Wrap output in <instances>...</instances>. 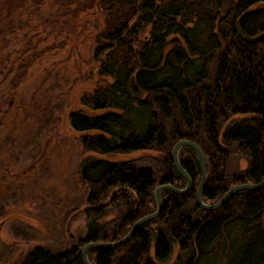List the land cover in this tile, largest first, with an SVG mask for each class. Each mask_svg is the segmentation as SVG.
I'll list each match as a JSON object with an SVG mask.
<instances>
[{
  "label": "trees",
  "instance_id": "1",
  "mask_svg": "<svg viewBox=\"0 0 264 264\" xmlns=\"http://www.w3.org/2000/svg\"><path fill=\"white\" fill-rule=\"evenodd\" d=\"M83 5L100 24L91 55L98 82L80 95L81 108L71 111L67 122L86 154L77 172L88 189L85 233L59 253L32 248L20 264H82L86 243L124 236L156 209L158 185L184 187L170 158L180 139L194 142L206 158L203 202L211 205L230 187L264 176V0H85ZM15 11L6 13L7 23ZM14 27H6L8 33ZM36 55H18L11 87ZM136 152L152 156L109 158ZM177 157L192 187L184 194L163 190L156 218L124 244L90 248L88 260L264 264V186L240 190L215 210L201 209L194 199L200 179L195 154L183 146Z\"/></svg>",
  "mask_w": 264,
  "mask_h": 264
},
{
  "label": "rangeland",
  "instance_id": "2",
  "mask_svg": "<svg viewBox=\"0 0 264 264\" xmlns=\"http://www.w3.org/2000/svg\"><path fill=\"white\" fill-rule=\"evenodd\" d=\"M82 2L0 0V264H20L35 247L66 251L85 233L88 189L77 172L86 154L67 116L98 82L91 55L100 24ZM30 53L34 62L11 87L18 55ZM138 156L152 153L109 158Z\"/></svg>",
  "mask_w": 264,
  "mask_h": 264
},
{
  "label": "water",
  "instance_id": "3",
  "mask_svg": "<svg viewBox=\"0 0 264 264\" xmlns=\"http://www.w3.org/2000/svg\"><path fill=\"white\" fill-rule=\"evenodd\" d=\"M183 146H188L190 147L194 154H195V158L196 161L198 163V167L200 168V179L196 188V192H195V201L196 204L201 208V209H205V210H215L219 207H221L226 201H228L231 196H233L236 192L240 191V190H258L260 188H262L264 186V176L262 178V180L258 183H240V184H236L232 187H230L222 196L221 198L219 197V199L210 204H206L205 202H203L202 198V193L204 191V187L206 186L207 180H208V174L206 171V158L204 156V154L202 153V151L200 150V148L192 141L189 140H185V139H180L176 142V144L173 145L172 151H171V161L175 167V169L177 170V172L185 179L186 183L184 185V187L182 188H178L171 185V184H162V185H158L157 188H155L153 190V195H154V199H155V203H156V209L154 211H152V213H147L146 215L142 216L141 218H139L138 220H136L132 226L129 228V230L127 231V233L122 236L120 239L113 241V242H89L86 243L84 246H82L81 250H80V258L82 261V264H92L87 256V251L92 248V247H97V248H114L120 244H124L126 242L129 241V239L134 235L133 233L136 232V230H138V228L144 223V222H148L149 220H152L154 218H156L163 206H162V202L160 201V193L163 190H168L171 191L175 194H184L186 193L189 188L192 187V181L189 178L188 174L186 173V171L182 168V165L178 159V151L181 147Z\"/></svg>",
  "mask_w": 264,
  "mask_h": 264
}]
</instances>
